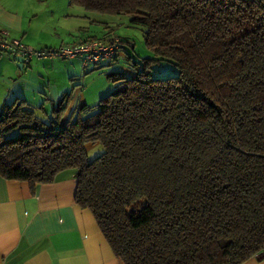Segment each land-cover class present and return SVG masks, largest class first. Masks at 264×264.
<instances>
[{"label": "trees", "instance_id": "16d2710c", "mask_svg": "<svg viewBox=\"0 0 264 264\" xmlns=\"http://www.w3.org/2000/svg\"><path fill=\"white\" fill-rule=\"evenodd\" d=\"M68 4L129 15L152 57L126 56L133 74L119 68L120 88L93 106L69 109L77 85L38 106L3 103L0 176L34 186L74 170L75 203L123 264H243L263 251L264 0ZM119 38L109 61L129 43ZM160 60L178 74L152 77Z\"/></svg>", "mask_w": 264, "mask_h": 264}, {"label": "crops", "instance_id": "0c3cea01", "mask_svg": "<svg viewBox=\"0 0 264 264\" xmlns=\"http://www.w3.org/2000/svg\"><path fill=\"white\" fill-rule=\"evenodd\" d=\"M55 15L54 10L46 9L43 0H0V31L24 43L44 47L66 43L65 32L77 43L96 37L84 35L82 26L73 23L61 33L60 19L73 17L64 13L59 16L58 24L53 25L51 20ZM113 35L110 28L103 38ZM121 58L122 54L118 61H103L100 65L120 66L124 73L132 75V70L121 65ZM79 60L53 59L37 67L41 71L50 68L53 75L41 72L29 76L10 56L0 53V108L16 97L37 106L42 104V99L56 101L61 93L79 85L75 80L82 67ZM95 67L91 64L82 74ZM56 73L65 81L60 85L61 90L55 84ZM81 91L76 89L69 109L76 106L72 105L76 100L77 105H89ZM76 183L72 169L60 171L53 182L34 186L0 176V264H123L114 255L91 211L75 203ZM243 264H264V250Z\"/></svg>", "mask_w": 264, "mask_h": 264}, {"label": "rangeland", "instance_id": "374dc122", "mask_svg": "<svg viewBox=\"0 0 264 264\" xmlns=\"http://www.w3.org/2000/svg\"><path fill=\"white\" fill-rule=\"evenodd\" d=\"M45 7L47 10L55 11V18L51 20L53 25L58 24V18L60 15L68 14L73 18L66 19L62 17L60 19L61 33L63 29L69 24L73 23L79 26H82L84 29V35L91 34L92 36H96L97 38L103 37L107 32H110V28L113 30L116 36L121 37L124 41L129 42L128 44L123 43V53L121 58V65L127 66L129 68V62L125 59L126 56H129L131 60H139L145 57H152V53L147 49L143 40V33L141 28L137 26H132L129 23V15H108V14H98L87 12L83 10L81 7L70 6L68 4V0H43ZM69 6L72 8L67 10ZM39 13H36L38 15ZM45 14V13H42ZM68 32L64 33L66 43H62V45L55 46H34L31 44H27L21 41L23 44H26L34 49L36 48H47V49H59L65 45H71L77 42H73L71 38L68 37ZM10 40L16 39L10 35H7ZM72 42V43H71ZM5 54V53H4ZM53 59H62V60H70L75 59V62L80 61V57L74 58H61L58 56L54 57H42V58H33L29 65L23 66L25 71L28 72V75H36L38 73L53 75L52 69H43L37 70L39 64L49 63ZM82 61V59H81ZM113 65V64H112ZM112 65L102 66L100 68H96L95 70L88 71L83 75L81 68H79V73L77 78H75L76 82H78V86H75L73 92L71 91L72 87L68 92H72L70 104L75 95L76 89H82L81 92H84L88 106L95 105L100 97H103L107 93L114 92L120 88L121 84L119 80H113L115 77H119L116 72H120L119 66L113 67ZM23 69H20L23 71ZM125 76H128L127 73H124ZM152 77L155 78H165L169 76H176L178 74L177 68L173 64V62L160 60L154 62L151 67ZM39 77V75H38ZM41 78V76L39 77ZM65 78V77H64ZM43 80V77L41 78ZM64 79L61 75L56 73V82L55 84L59 85V90H61L60 85H64ZM62 94V93H61ZM44 97L43 94H41ZM40 98V97H39ZM74 100V99H73ZM77 101V100H76ZM74 101L72 105H77L78 102ZM76 102V103H75ZM42 104H45V100L42 99ZM49 104H47V108L49 109ZM67 114V113H66ZM103 152V147L101 144L97 143L94 145L88 144L86 146V158L88 160L93 159L95 156L101 154ZM68 170V169H67ZM71 170V169H69ZM73 171V170H72Z\"/></svg>", "mask_w": 264, "mask_h": 264}, {"label": "built area", "instance_id": "2783aa9c", "mask_svg": "<svg viewBox=\"0 0 264 264\" xmlns=\"http://www.w3.org/2000/svg\"><path fill=\"white\" fill-rule=\"evenodd\" d=\"M7 32L0 31V53H5L14 61L16 57L23 59V66L29 65L33 58L54 57L82 59V73L91 64L115 59L120 51V38L112 36L108 41L92 39L83 43L65 45L59 49L32 48L17 39L10 40Z\"/></svg>", "mask_w": 264, "mask_h": 264}, {"label": "water", "instance_id": "95a60500", "mask_svg": "<svg viewBox=\"0 0 264 264\" xmlns=\"http://www.w3.org/2000/svg\"><path fill=\"white\" fill-rule=\"evenodd\" d=\"M22 61H23V59L21 57H16L15 58L16 65L18 66L19 69H23Z\"/></svg>", "mask_w": 264, "mask_h": 264}]
</instances>
